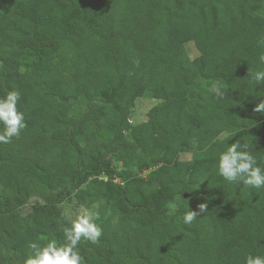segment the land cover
I'll list each match as a JSON object with an SVG mask.
<instances>
[{"label": "trees", "instance_id": "16d2710c", "mask_svg": "<svg viewBox=\"0 0 264 264\" xmlns=\"http://www.w3.org/2000/svg\"><path fill=\"white\" fill-rule=\"evenodd\" d=\"M262 41L264 0H0V98L19 91L27 125L0 144V264H23L32 242L62 245L73 201L102 228L79 244L83 264L264 255V189L215 171L236 139L264 167V115L252 111L264 84L248 75L264 70ZM144 95L159 103L132 125Z\"/></svg>", "mask_w": 264, "mask_h": 264}, {"label": "clouds", "instance_id": "9594fccd", "mask_svg": "<svg viewBox=\"0 0 264 264\" xmlns=\"http://www.w3.org/2000/svg\"><path fill=\"white\" fill-rule=\"evenodd\" d=\"M258 61L264 65V53L259 54ZM248 75L257 85L264 84V70ZM212 91L218 100L226 98L222 88L215 87ZM20 98V92L17 90H8L0 98V144L11 143L12 139L19 136L27 127L23 112L17 108ZM252 111L264 115V99L256 104ZM248 149V144H242L240 139H236L230 145L225 142L224 150L217 156L216 174L230 184L242 185L244 189H264V167L258 164L256 157ZM203 181L205 180L197 183L194 189ZM207 208L206 201L198 204L195 210L188 208L180 220L185 225H191L207 212ZM98 219V212L84 208L69 226L63 227L65 242L62 245H58L55 239L49 240L46 244L32 242L29 244L31 254L25 257L23 264H83L78 246L81 241L93 245L99 243L102 228L96 223ZM244 264H264V255L248 254L244 257Z\"/></svg>", "mask_w": 264, "mask_h": 264}, {"label": "rangeland", "instance_id": "374dc122", "mask_svg": "<svg viewBox=\"0 0 264 264\" xmlns=\"http://www.w3.org/2000/svg\"><path fill=\"white\" fill-rule=\"evenodd\" d=\"M186 50L189 55V57L195 58L198 55V51L195 49L193 43H188L186 44ZM159 103V100L154 99L150 97V95H144L143 97L139 98L136 100L135 105L132 110L131 117L129 118V122L132 125H138L141 123H144L147 120L146 114L148 110L155 104ZM190 158L189 154H182L180 155V162H184ZM116 170L119 172L122 171V166L119 163H115ZM122 176H118L115 178L116 182H121ZM0 194H3L0 190ZM8 194V193H7ZM38 199H31L27 206L23 209V212L29 211V208L31 207L32 204H34L35 201ZM62 209L65 213V215L68 217V219L72 222L77 218L78 215L82 213L84 210L81 207H78L75 202H69L65 203L62 206Z\"/></svg>", "mask_w": 264, "mask_h": 264}]
</instances>
